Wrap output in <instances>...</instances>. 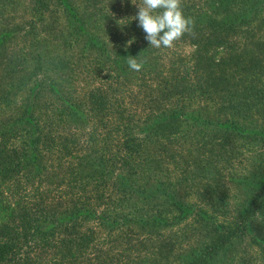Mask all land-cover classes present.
<instances>
[{
  "label": "trees",
  "instance_id": "obj_1",
  "mask_svg": "<svg viewBox=\"0 0 264 264\" xmlns=\"http://www.w3.org/2000/svg\"><path fill=\"white\" fill-rule=\"evenodd\" d=\"M72 1H56L69 23L61 32L63 42L53 47L41 50L35 20L0 28V264H101L94 262L100 255L89 253L94 247L103 248L104 242L96 227L84 228L88 221L106 229L107 237L119 232L115 239L124 241V252L135 245L145 248L155 240L150 255L127 252L121 264H228V250L246 240L264 252V153L248 173L231 174L242 198L227 222L219 221L225 190L217 193L214 187H206L201 191L200 200L211 212L202 204L185 203L171 181L162 178L157 158L172 146L175 157H182L183 147L190 142L183 172L191 180L198 170L206 169L209 157L236 156L230 151L235 146L231 138H248L249 142L239 145L246 150L264 142L260 122L264 118V0H182L185 16L194 20L192 32L181 40L191 52L171 60L176 64L172 80L165 79L162 66L159 70L158 63H152L156 50L144 31L141 35V27L133 31L128 26L135 37L132 44H109L103 31L97 34L89 27L102 10L98 7L102 0H85L93 12L84 10L83 18L75 13ZM112 2L121 3L125 11L132 3ZM48 3L31 0V12L41 14ZM125 19L133 20L128 14ZM26 35L31 36L29 49L34 50L25 53L17 43ZM74 43L95 51L104 58V65L115 66L119 72L110 76L112 83L135 72L126 60L134 56L143 62L141 70L146 74L161 77L155 88L157 99L159 94L161 98L185 96L177 98L169 110L149 108L144 118L123 120V126L114 129V136L122 129L116 144L110 145L107 139L113 130L103 132L100 125L108 111L105 86L90 88L84 101L73 98L58 81L71 73L68 48ZM104 65L95 68L96 73L105 72ZM44 95L59 102L42 103L50 109L40 110ZM193 98L201 104L191 107L185 102ZM7 108L15 112L7 114ZM202 110L224 112L220 116L229 111L230 115L214 118ZM252 110L262 115L255 118ZM244 122H252L254 128L249 130ZM80 124L86 125V132ZM81 132L87 137L82 141L75 138ZM155 146H159L155 156L145 154L146 148ZM197 148L205 153L195 159L192 151ZM145 170L152 174V181ZM180 225L186 227L183 238H189L187 227L195 226L199 242L190 245L187 239L189 247L181 250L179 246L168 259L180 241L172 227ZM113 247L109 244L106 249ZM84 255L92 256V262L84 261Z\"/></svg>",
  "mask_w": 264,
  "mask_h": 264
},
{
  "label": "rangeland",
  "instance_id": "obj_2",
  "mask_svg": "<svg viewBox=\"0 0 264 264\" xmlns=\"http://www.w3.org/2000/svg\"><path fill=\"white\" fill-rule=\"evenodd\" d=\"M56 1L57 0H50V5L48 3V8L44 10L42 9V11H40L41 14H33L31 12V0H0V28H15L16 26L25 25L30 20H35L33 22L35 26V32L37 33L36 40L38 41L39 47L41 50L45 47H53L55 44H57V41L62 39L61 32L62 30H67V23H69L64 15L62 7L60 5H56ZM72 2L75 13L78 12L80 17L82 14H85L84 10L87 12V10L90 9V12H93L92 5L88 4V7H86L85 0H73ZM98 7L102 8V10L97 13L98 15H94L95 20L92 21L91 25H89L90 30L97 34L100 32V30L103 31L102 33L109 41V44L121 42L128 46V41L132 40L134 37V35L131 34L128 26L133 31H135V28L138 26V20L134 19L138 12V0L137 4L130 3L128 7L126 6L127 12L125 9H122L121 3L113 4L112 0H102ZM126 14H128L133 20L125 19ZM83 17L84 16L81 18ZM89 27L87 26L88 31ZM142 34L143 30L141 31V35ZM181 40H183V38L175 42L174 47L171 49H155L156 51L154 54L156 57L152 63H158V67H160L159 70H161V66L164 68L163 76L167 80H172L175 77L173 72L176 71V64L172 63L171 60L183 58L185 54L191 52V47H189L188 43L182 42ZM30 41V35H26L23 38L19 37L17 48H23L25 53L31 52V50H34V47L29 49V47L32 46ZM61 42H63V40H61ZM6 45H8V48L11 47V44L9 43ZM68 46L69 45H67V48ZM59 48L62 50L60 46ZM68 49L69 56L71 58V63L68 68L71 69V73L59 77L60 79H58V81L60 80L64 89L68 91L73 98H79L84 101L86 99V96L84 95L90 88L98 85L103 87L105 86L103 91L106 94L108 111L104 116L106 119L102 120L100 125H102L101 128L103 129V132H107V129L113 130L112 136L107 139V142L110 145L114 146V144H116L115 140L118 139L122 129H117L120 132L118 134L115 132V134H117L116 136H114V129L117 127L121 128L123 125H121L120 122H123V120H129L133 117L144 118L151 108H153L154 112H160V110H163V108L169 110L172 108V106H175L174 103L177 98H182L185 96L164 94V96L161 98L159 94L157 99L155 88L161 84L162 79L161 77H156L154 75L149 76L145 73V69L138 72H131L127 74L126 77L124 76L123 78L119 79L118 83H112L114 77L110 76H114L115 73L119 72L115 69L114 65H110L109 63L104 65L103 57L98 55L95 51H90L84 48V46L81 48L78 43H74L73 46ZM30 60V57L28 60H26L27 66L30 64ZM102 65L105 66V72L102 71L100 73H96L95 68H102ZM109 82L112 83L110 87L108 86ZM52 100H55V98H51L49 95H44L39 100V109L49 110L50 108L45 109L43 104L49 106V102ZM58 102V100H55V103ZM185 102H189L191 107H197V105L201 104V101L196 98H193L192 100H185ZM55 103L52 101L53 105H55ZM6 110H9L7 114L15 112L10 108H7ZM202 112L205 115L212 114L214 118H220L224 116L227 117L230 115L229 111H226V114L223 116L218 115L219 113H224L219 110H202ZM250 114L254 115V117L256 116L255 114H259V116L262 115L258 110H252ZM260 122L261 125L263 124L262 126H264V118L260 119ZM260 122H258V124ZM252 124V122H244V125L249 130L254 128L251 126ZM80 125L86 132V125ZM195 136H197V134H195ZM75 138L82 141L87 137L81 132V135H77ZM187 141H190V139ZM249 141L250 140L245 137L231 138V142L235 144V146L234 149H230V151L235 152L236 156L231 157L229 154L224 153V158L222 160L221 157H209L206 169L204 167L201 170H198L195 173L196 177L194 176V179L191 180L185 178L186 175L183 172L185 156L189 155L187 150L190 151V148L188 147L190 146V142L187 143V146L183 147L182 157H175L174 154L176 152V148L172 146L171 151H167L165 154H161L160 157H157L161 161L160 164H162L158 165L162 172L160 174H162V178L171 181L173 189H175L180 198L188 204H202L203 199L200 200V198H202L201 191L203 192L206 187H214L213 190H215L217 193L222 191V189L225 190V203L222 206L223 212L220 213L219 221H230L232 220L231 215H234L235 209L240 206L242 198L234 176L237 174L248 173L253 168L256 161L258 163L261 158H263L260 157V155L261 153H264V142H255V144L257 143V146H252L248 150L239 146L240 144L247 143ZM157 147L159 146L146 148L145 154L155 156ZM195 151L196 152L192 151V154L195 155V159L198 155L200 156L202 153H205V151L201 148H197ZM206 152H209V150H206ZM144 174L147 179L152 181V174L148 170H145ZM202 206L208 212L212 211L208 205L203 203ZM83 226L84 228L96 227L98 230L96 234H98L97 236L99 240L104 242L103 248L98 246L90 249V255H100L98 260H94L96 263L121 264L120 260L122 262L126 261V259H123V255L127 254V252H132V255H150V252L153 249L152 246L155 245L154 240L153 243H147L145 248H143V245H135L130 250L124 252V241L120 242L119 240L115 239L119 237V232L112 233L110 237H107L105 236L107 230L97 227V225H95V223L92 221L83 223ZM185 228L186 227L183 225L172 227L177 240L180 241L176 246L177 249H174L170 255L167 256L168 259L173 254V252L179 249V246H181V250L189 247L186 246L187 239H189L188 243L190 245H197L199 242V236H197L198 231L195 230V226L187 227V234L189 235V238H183ZM158 243L159 242L157 241L156 244ZM109 244L114 246L112 250L106 249ZM162 254L166 255L167 250H164ZM223 256L224 254H222L221 257ZM83 258L84 261L91 263L93 257H87V255L85 257L84 255L82 259ZM225 258L227 259L228 264H264V252L259 246L253 244L250 240H246L241 246L236 247L235 249L230 248L226 253Z\"/></svg>",
  "mask_w": 264,
  "mask_h": 264
},
{
  "label": "clouds",
  "instance_id": "obj_3",
  "mask_svg": "<svg viewBox=\"0 0 264 264\" xmlns=\"http://www.w3.org/2000/svg\"><path fill=\"white\" fill-rule=\"evenodd\" d=\"M137 4V0H132ZM134 19L145 33V39L154 49L174 47L186 33L192 32L194 20L185 16L182 0H138V12ZM132 40L128 41L130 45ZM127 64L131 70L140 71L143 62L137 57L128 56Z\"/></svg>",
  "mask_w": 264,
  "mask_h": 264
}]
</instances>
